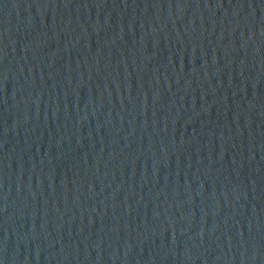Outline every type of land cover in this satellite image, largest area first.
I'll list each match as a JSON object with an SVG mask.
<instances>
[{"label":"water","instance_id":"95a60500","mask_svg":"<svg viewBox=\"0 0 264 264\" xmlns=\"http://www.w3.org/2000/svg\"><path fill=\"white\" fill-rule=\"evenodd\" d=\"M0 264H264V0H0Z\"/></svg>","mask_w":264,"mask_h":264}]
</instances>
